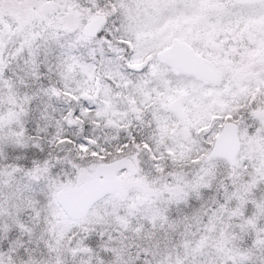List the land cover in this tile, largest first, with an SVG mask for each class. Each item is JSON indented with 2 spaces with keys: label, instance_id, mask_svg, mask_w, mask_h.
Listing matches in <instances>:
<instances>
[{
  "label": "snow or ice",
  "instance_id": "6c2138e0",
  "mask_svg": "<svg viewBox=\"0 0 264 264\" xmlns=\"http://www.w3.org/2000/svg\"><path fill=\"white\" fill-rule=\"evenodd\" d=\"M0 264H264V0H0Z\"/></svg>",
  "mask_w": 264,
  "mask_h": 264
}]
</instances>
